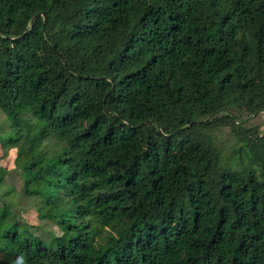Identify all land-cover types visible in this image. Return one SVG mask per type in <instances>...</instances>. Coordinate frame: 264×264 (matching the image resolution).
Returning a JSON list of instances; mask_svg holds the SVG:
<instances>
[{
    "label": "trees",
    "instance_id": "1",
    "mask_svg": "<svg viewBox=\"0 0 264 264\" xmlns=\"http://www.w3.org/2000/svg\"><path fill=\"white\" fill-rule=\"evenodd\" d=\"M0 112V264H264V0H0Z\"/></svg>",
    "mask_w": 264,
    "mask_h": 264
},
{
    "label": "rangeland",
    "instance_id": "2",
    "mask_svg": "<svg viewBox=\"0 0 264 264\" xmlns=\"http://www.w3.org/2000/svg\"><path fill=\"white\" fill-rule=\"evenodd\" d=\"M2 119L3 115L0 112V170L1 167L4 169L3 184L2 186L0 185V195L1 193H6L4 199L12 201L13 210L18 212L22 219L34 225L43 224L42 217L39 216L35 207L30 205L22 194V178L18 169V164L21 161L20 154L16 148L4 149L1 146ZM248 122L251 125H257L260 135L264 137V113L259 112L253 115L248 119ZM45 225L48 226L47 224Z\"/></svg>",
    "mask_w": 264,
    "mask_h": 264
}]
</instances>
